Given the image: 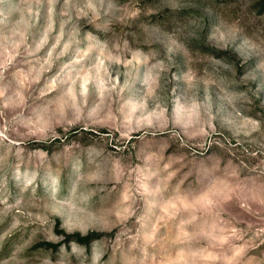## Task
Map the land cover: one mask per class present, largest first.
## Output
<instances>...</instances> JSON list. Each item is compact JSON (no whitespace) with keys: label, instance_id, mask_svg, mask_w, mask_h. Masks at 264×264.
I'll list each match as a JSON object with an SVG mask.
<instances>
[{"label":"rangeland","instance_id":"374dc122","mask_svg":"<svg viewBox=\"0 0 264 264\" xmlns=\"http://www.w3.org/2000/svg\"><path fill=\"white\" fill-rule=\"evenodd\" d=\"M0 264H264V0H0Z\"/></svg>","mask_w":264,"mask_h":264}]
</instances>
